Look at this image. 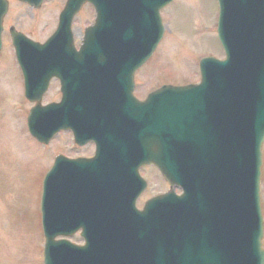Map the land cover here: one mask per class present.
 Segmentation results:
<instances>
[{
  "label": "water",
  "instance_id": "water-1",
  "mask_svg": "<svg viewBox=\"0 0 264 264\" xmlns=\"http://www.w3.org/2000/svg\"><path fill=\"white\" fill-rule=\"evenodd\" d=\"M20 1L39 8L44 0ZM172 1L69 0L58 32L44 46L12 30L30 100L40 101L53 77L64 80L62 104L37 106L31 112V133L48 143L60 130L73 129L81 145L91 139L98 145L94 161L59 158L45 181L46 264H97L90 258L95 243H99L97 225L92 228L85 219V224L79 221L72 228L60 221L57 213L70 220L76 205L77 210L88 211L90 193H94V209L111 196V211H132L145 187L138 178L141 165L154 163L171 186L183 185L185 197L190 199L191 195L193 203L197 199V204H202L201 191L210 194L212 189L219 190L217 184L226 179L224 173L231 175L226 157L233 146H245L244 157L256 148L260 157L264 142V0H218L219 35L227 61H203L200 86H165L145 103H138V111L129 104L120 106L115 112L116 130L102 128L109 126L104 112L110 109L102 96L105 83L112 76L127 74L133 80L134 71L150 58L163 38L160 12ZM85 3L94 5L97 24L87 30L77 53L70 28ZM7 11V1L0 0V50ZM132 87L133 81L130 91ZM258 126L259 136L255 133ZM257 163L260 178V158ZM132 185H139L136 194L124 199L122 193ZM171 195L151 200L146 206L153 214L148 219L153 221L154 231L163 225L156 212L175 211L183 204L184 199ZM254 216V255L257 264H264L259 202ZM81 227L86 248L55 241L58 235L69 236ZM117 239L121 236L102 238V242L112 244ZM99 259L95 257V261Z\"/></svg>",
  "mask_w": 264,
  "mask_h": 264
},
{
  "label": "rangeland",
  "instance_id": "rangeland-1",
  "mask_svg": "<svg viewBox=\"0 0 264 264\" xmlns=\"http://www.w3.org/2000/svg\"><path fill=\"white\" fill-rule=\"evenodd\" d=\"M8 1L0 61V264H43L45 239L40 228L44 179L59 154L77 157L92 155L94 150H73L70 134H62L46 150L30 136L27 117L34 104L24 97L23 79L9 33L14 27L44 43L56 31L67 0H47L40 9L17 0ZM218 14L217 0H175L163 10L165 38L153 59L136 75V95L140 99L164 84L198 83L202 58H224L217 37ZM75 20L73 31L76 45L80 46L84 30L95 20L93 7L86 5ZM59 88L58 83L52 84L44 105L61 99ZM142 174L149 188L138 201L140 208L149 198L170 189L154 167L143 168ZM262 183L264 211V168ZM73 241L78 243L79 237Z\"/></svg>",
  "mask_w": 264,
  "mask_h": 264
}]
</instances>
